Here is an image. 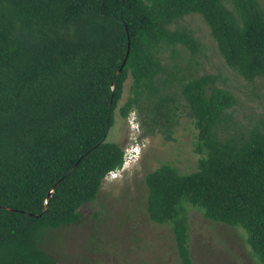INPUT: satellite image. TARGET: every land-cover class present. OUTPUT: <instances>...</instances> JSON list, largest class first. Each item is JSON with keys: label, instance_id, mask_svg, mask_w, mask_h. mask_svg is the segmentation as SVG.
Returning a JSON list of instances; mask_svg holds the SVG:
<instances>
[{"label": "trees", "instance_id": "1", "mask_svg": "<svg viewBox=\"0 0 264 264\" xmlns=\"http://www.w3.org/2000/svg\"><path fill=\"white\" fill-rule=\"evenodd\" d=\"M192 13L230 68L264 78V0H0V264H56L48 234L79 223L124 163L108 136L130 76L123 118L136 107L170 139L183 106L199 130L197 170L164 162L145 176L148 215L171 225L180 264H194L190 207L242 228L264 264V130L227 133L237 98L218 75L181 81L184 104L162 92V48L202 50L178 24Z\"/></svg>", "mask_w": 264, "mask_h": 264}, {"label": "rangeland", "instance_id": "2", "mask_svg": "<svg viewBox=\"0 0 264 264\" xmlns=\"http://www.w3.org/2000/svg\"><path fill=\"white\" fill-rule=\"evenodd\" d=\"M178 24L193 30L203 47L196 55L181 44L175 51L162 48L166 72L160 81L169 78L162 92L176 94L184 104L179 95L181 81L207 73L218 75V85L230 89L237 98V104L229 110L232 120L227 133L247 131L253 126L264 130V78L250 82L230 68L201 15L189 14ZM132 94L130 76L119 108ZM119 108L108 140L125 148L131 129L127 118L119 114ZM131 112L139 121L142 153L128 170L105 178L98 198L80 209L79 223L48 234L42 245L56 259V264H180L171 225L156 223L148 215L145 176L164 162L183 173L197 170L202 156L195 151L199 130L183 106L170 139L159 130L147 132V127L141 126L144 114L136 107ZM189 222L194 264H259L242 228L206 218L195 207L189 208Z\"/></svg>", "mask_w": 264, "mask_h": 264}, {"label": "clouds", "instance_id": "3", "mask_svg": "<svg viewBox=\"0 0 264 264\" xmlns=\"http://www.w3.org/2000/svg\"><path fill=\"white\" fill-rule=\"evenodd\" d=\"M127 123L131 129V133L129 136L130 139V141L128 142L129 144L124 148V152H126L127 149V153H129L132 156V161L128 164L123 163V165L120 168L116 169L117 172L119 171L125 172L126 170H128L131 167L134 159L140 157L142 153L143 143L140 142L141 129L137 116L134 112H130V114L127 116ZM124 159H125V154H124ZM111 174L112 171L107 175V177L112 176Z\"/></svg>", "mask_w": 264, "mask_h": 264}, {"label": "built area", "instance_id": "4", "mask_svg": "<svg viewBox=\"0 0 264 264\" xmlns=\"http://www.w3.org/2000/svg\"><path fill=\"white\" fill-rule=\"evenodd\" d=\"M131 161H132V156L129 153H127V149H126L124 164H128ZM117 174H118V172H117V170H115V171H112L111 175L114 177V176H117Z\"/></svg>", "mask_w": 264, "mask_h": 264}, {"label": "water", "instance_id": "5", "mask_svg": "<svg viewBox=\"0 0 264 264\" xmlns=\"http://www.w3.org/2000/svg\"><path fill=\"white\" fill-rule=\"evenodd\" d=\"M125 64V61H124V63H123V65Z\"/></svg>", "mask_w": 264, "mask_h": 264}]
</instances>
